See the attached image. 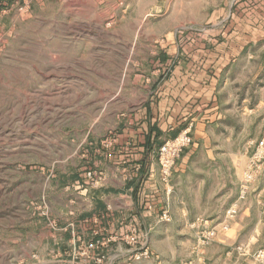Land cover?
<instances>
[{"label":"rangeland","instance_id":"1","mask_svg":"<svg viewBox=\"0 0 264 264\" xmlns=\"http://www.w3.org/2000/svg\"><path fill=\"white\" fill-rule=\"evenodd\" d=\"M180 62L229 66L237 95L263 97L264 0H0V264H54L58 247L77 264H264V166L243 189L264 125L243 121L240 104L237 123H223L234 135L221 128L186 177L174 171L155 233L108 220L87 240L96 249L70 246L73 213L91 209L83 183L105 177L90 154L127 129L155 73ZM209 145L246 163L233 173Z\"/></svg>","mask_w":264,"mask_h":264},{"label":"crops","instance_id":"2","mask_svg":"<svg viewBox=\"0 0 264 264\" xmlns=\"http://www.w3.org/2000/svg\"><path fill=\"white\" fill-rule=\"evenodd\" d=\"M236 62L237 59H234L229 66ZM185 64L180 62L179 66L158 70L152 85L144 87L145 96L136 104L138 109L130 116L127 129L109 145H103L101 150L90 154L89 168L105 177L87 178L83 183L91 200V209L82 215L73 213L72 218L77 225L67 232L73 239L70 246L74 250L96 249L87 240L91 235H102L110 227L108 220H115L122 233L131 231L132 227L141 229V225L155 233L158 228L156 223H162V216L166 214L165 204H170L173 190L161 181L160 175L158 150L165 141L183 131L190 132L196 148L184 152L174 175L175 178H184L200 146L212 144L211 139L216 138L221 128L224 129L223 123H237V104L244 108L243 121L251 123L254 119L264 125V95L252 102L248 86L237 95L236 81L229 66ZM259 90L264 91V87ZM224 130L234 135V129L226 127ZM250 137L251 134H248L247 138ZM206 152L213 162L220 160L216 155L229 156L227 162L231 161L233 173L237 169V160L246 163V159L239 160L233 150L223 151L209 145ZM229 167L226 164L223 168L219 166L218 170L224 176V186L227 187L230 186ZM210 179L205 180L208 182ZM70 257L66 249L58 247L53 263L77 264Z\"/></svg>","mask_w":264,"mask_h":264},{"label":"built area","instance_id":"3","mask_svg":"<svg viewBox=\"0 0 264 264\" xmlns=\"http://www.w3.org/2000/svg\"><path fill=\"white\" fill-rule=\"evenodd\" d=\"M193 144L192 137L190 132L183 131L175 138L165 141L158 150V162L160 166V175L161 181L165 185H170L175 168L178 161L184 154V152ZM264 166V141L259 143V146L251 157L247 170L244 174L245 186L243 187L244 193L248 190L250 184L255 181L260 171ZM91 173L88 174V177H91ZM238 213L237 209L231 208L227 212L226 222L222 224V230L229 229V220L235 219ZM162 219H167V216H163ZM217 228H214L210 235L215 236Z\"/></svg>","mask_w":264,"mask_h":264}]
</instances>
